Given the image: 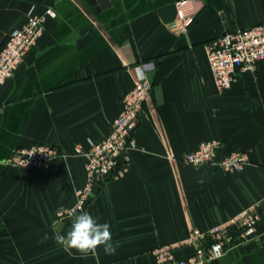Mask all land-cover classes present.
Wrapping results in <instances>:
<instances>
[{"label":"crops","instance_id":"crops-1","mask_svg":"<svg viewBox=\"0 0 264 264\" xmlns=\"http://www.w3.org/2000/svg\"><path fill=\"white\" fill-rule=\"evenodd\" d=\"M177 0H0V50L31 15L49 10L45 30L0 89V264H158L155 248L181 241L257 205L264 211V61L240 71L225 92L210 69L207 44L226 31L264 22V0H202L185 32L170 28ZM100 6V9H96ZM156 62L144 72L139 64ZM150 98L128 150V171L98 183L85 211L109 223L114 254L65 250L54 236L86 182L91 140L111 132L122 97L142 78ZM219 139L227 155L243 150V169L194 166L184 156ZM35 144L60 152L42 167L5 164ZM47 235L48 239L44 240ZM191 245L175 250L179 259ZM206 264H264V220L257 236Z\"/></svg>","mask_w":264,"mask_h":264},{"label":"built area","instance_id":"built-area-1","mask_svg":"<svg viewBox=\"0 0 264 264\" xmlns=\"http://www.w3.org/2000/svg\"><path fill=\"white\" fill-rule=\"evenodd\" d=\"M203 6L202 0H177V16L170 23V28L185 32ZM48 13L51 14L52 11L31 15L21 27L9 34L0 50V89L6 80L16 74L28 52L36 46L45 30ZM207 54L214 82L219 91L225 92L236 81L238 72L256 70L259 62L264 61V22L226 31L213 38L207 44ZM156 67L154 61L143 62L138 66L144 72L155 70ZM151 90L152 81L147 77L140 79L122 97V108L112 121L111 132L101 140H91L88 150H84L81 144H76V153L86 157V182L76 190L75 203L63 210L60 217H74L85 211L96 184L128 171V150L140 147L135 132ZM220 147L219 139L203 141L196 149L187 153L184 160L194 166L215 165L229 173L241 171L248 159L247 153L234 150L222 155ZM59 152L55 145L21 146L12 151L5 159V164L22 169L42 167ZM262 220L264 211L257 205H251L231 219L208 229L192 228L188 237L161 245L155 248L154 254L158 264H206L219 259L229 247L257 236ZM182 245L194 248V253L187 259H179L175 255V250Z\"/></svg>","mask_w":264,"mask_h":264},{"label":"clouds","instance_id":"clouds-1","mask_svg":"<svg viewBox=\"0 0 264 264\" xmlns=\"http://www.w3.org/2000/svg\"><path fill=\"white\" fill-rule=\"evenodd\" d=\"M62 210L57 213L61 215ZM109 223H100L89 212L81 211L75 214L70 229L66 234H56L55 241L62 245L65 250L75 249L82 255L96 254L98 247L103 246L106 254H114L118 244L112 242V234ZM45 235L43 240H47Z\"/></svg>","mask_w":264,"mask_h":264},{"label":"water","instance_id":"water-1","mask_svg":"<svg viewBox=\"0 0 264 264\" xmlns=\"http://www.w3.org/2000/svg\"><path fill=\"white\" fill-rule=\"evenodd\" d=\"M98 2H99V4H100L101 6H105V4H104V0H98ZM99 7H100V6H96L95 8H96V9H100Z\"/></svg>","mask_w":264,"mask_h":264}]
</instances>
